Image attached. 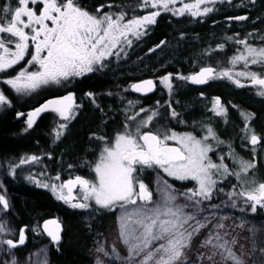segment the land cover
Returning <instances> with one entry per match:
<instances>
[{
  "label": "snow or ice",
  "instance_id": "6c2138e0",
  "mask_svg": "<svg viewBox=\"0 0 264 264\" xmlns=\"http://www.w3.org/2000/svg\"><path fill=\"white\" fill-rule=\"evenodd\" d=\"M177 2L142 0L141 7L157 10L126 20V12H102L105 5H100L95 12H89L78 0H0V73H7L30 57L26 66L15 76L0 82L10 86L17 94L30 95L42 86L61 85L74 78L102 71L107 67L109 58L126 54L133 39L139 40L146 35L148 27L156 23L162 12L203 17L212 13L217 3L228 0H195L194 3H183L181 0V7H173ZM249 2L254 4L255 0ZM228 19L243 21L248 16ZM254 35L249 33L248 37ZM248 37H228L242 46L229 60L231 68L202 66L199 71L189 75L166 73L157 78L160 85L172 92L174 78L196 85L227 79L237 87L251 85L257 88L256 95L264 97V46H253ZM261 40L264 41V36ZM164 43L161 41L156 47ZM224 47V44L217 45L218 49ZM238 64H242L243 68L235 71ZM28 66L36 70L30 71ZM251 66H258L259 70L253 71ZM241 78L247 80L248 84L243 83ZM156 87V81L145 79L130 84L128 90L148 94ZM85 95L94 102L93 93ZM156 103L159 105L160 102ZM128 104L132 105L133 102L128 101ZM166 104L171 109L170 115L178 117L179 113L171 108V104ZM0 105H10L3 91H0ZM78 107L74 94L68 93L47 100L33 111L17 115L27 116L24 129L27 131L33 128L36 118L42 113L51 111L67 122L75 118ZM212 111L217 115H224L227 111L218 97L213 101ZM141 113H145V116L137 119ZM159 115L158 109L141 107L135 115L126 116L122 130L111 139L106 136L94 137L103 141L98 161L94 164V180L76 175L59 184H40L34 177L30 179L41 187H50L57 194V199L73 209L87 210L97 206L120 211L118 239L125 246L126 254L121 256L115 248L106 250L103 246H97L96 251L100 255L95 258L94 264H108L104 258L111 261L119 259L123 264H247V257H254L257 250L264 255V247L258 249L255 240L251 252L246 251L244 245L235 248V234L228 228L243 227V222L228 226L222 222L227 217L215 216L214 209L219 205L205 203L213 199L215 192L224 191L218 187V178L226 180L234 176L241 180L242 186L237 190L236 185H232L233 191L228 192L229 198L233 199L232 207H236L234 198L242 197L252 213L258 207L264 208V182L242 179V174L247 177L250 170L256 168V149L261 146L264 137L255 134L245 124L243 131L247 134L243 139L251 145L253 160L244 161L233 156L239 171H232L223 163L224 156L217 163L209 155L213 152L209 140L217 139L210 126L206 129L207 135L200 138L163 126L149 127ZM244 118L250 120L252 115ZM66 127L67 123L58 125L55 130L57 140ZM39 159L36 155L22 158L13 170ZM145 168L158 169L174 180L193 182L194 186L178 190L167 180H161L153 191L138 179V171ZM55 179L59 181V175ZM77 188L79 192L74 194ZM10 207L6 196L0 194V212H8ZM205 212L208 214L204 215ZM214 219L215 223L212 222ZM43 230L53 242H60L62 229L57 219L45 221ZM25 233L26 227L17 231L8 226V221L0 220V237L18 236V239L0 238V251L6 257L0 258V264H19L15 250L25 245ZM197 238L200 243L193 250L192 244ZM43 254L44 250H41L40 255ZM36 264H40V261ZM44 264H47L46 260Z\"/></svg>",
  "mask_w": 264,
  "mask_h": 264
},
{
  "label": "trees",
  "instance_id": "16d2710c",
  "mask_svg": "<svg viewBox=\"0 0 264 264\" xmlns=\"http://www.w3.org/2000/svg\"><path fill=\"white\" fill-rule=\"evenodd\" d=\"M78 2L89 12H95L97 7L104 3L105 7L114 5L117 12H129L131 15L137 12L133 10V5L123 0H78ZM214 8L215 10L207 16L197 18L188 14L176 16L172 13H161L157 23L150 27L146 35L134 43L130 55L134 57L135 64L144 62L141 59L143 54L149 57L158 56L160 59L168 57V60H171L169 62H171L170 66L173 67V71L187 74L201 65L208 64L207 61L216 64L214 57L219 54H223V58H221L223 63L234 50L242 47L236 44L234 40H229L228 37L245 38L248 37L249 33H255L254 36L248 37L250 43L253 45L264 43L261 40V37L264 36V0H255L254 4L250 3L249 0H228V2L217 3ZM243 15L248 16V19L243 21L228 19ZM218 38H221L220 42H216ZM161 41H165V43L157 48L156 46ZM220 44H224L225 47L218 49L217 45ZM150 49H155V51H149ZM145 60H148L147 57ZM121 64L116 67L107 65L103 70L113 69L115 72L120 71V73L125 74V66L123 62ZM219 67H222V64ZM102 71L74 78L68 85H74L78 101H81V113L69 124L68 133L57 140V145L49 148L44 147V145L48 146L49 144L42 135L45 128L49 129L48 115H43L32 129L24 131L26 115L18 116L17 119L10 118L15 114L17 98L4 88L14 104L12 107L0 111V153L26 150L27 153L31 152L40 158V169L43 168L44 171L60 174L61 177L74 174L83 175L92 162H95V156L103 146V141L94 137L106 136L109 139L113 137L108 124L97 118L103 112V106L100 105L102 100L98 98V95H102L104 98L103 93L115 87L121 92L128 91L127 88L132 81L144 77L142 75H126L125 78H117L119 75L110 76ZM128 79L130 80L128 81ZM177 85L179 86H175L172 92L167 93L177 97L178 105L175 106V111L179 113V116L173 118L170 115L171 109L162 103L158 106L160 113L158 119L164 127L196 132L197 124H203L199 119V111L193 108L195 107L193 104L200 106L203 105L204 101L199 97L197 89L185 81ZM180 87L185 88L178 92ZM88 92L93 93L97 100L93 102L89 99L85 95ZM38 95L40 97L37 99L28 97V106H21V103L17 104L19 106L18 113H25L29 108L42 103L47 97L41 92H38ZM225 99L227 98L225 97ZM242 105L244 107L249 106L248 103ZM89 108L97 112L98 115L95 112L88 113ZM56 124V121L52 119V128ZM23 127L24 129L21 130ZM71 131L73 133L68 135ZM87 133H90L88 138H86ZM87 148L94 149V151L91 153L92 157L89 163L85 164L91 156L88 158L85 156ZM221 149L224 150L225 147L223 146ZM49 152L53 153L51 159L46 157ZM77 158L82 162L81 167L78 166L79 160L76 161ZM69 165L72 167L69 168ZM166 177L180 190L193 186L190 181L183 182ZM143 181L149 185L150 180L148 178L143 179ZM8 190L12 204L10 211L5 212L8 218H11L17 227L27 224L33 236L38 231L34 241L30 240L23 248L15 250L17 253L25 256L32 248L48 243V253L53 264H92L89 250L96 237H101V235L109 232L113 225L115 213L108 209L98 208L96 213L99 216L87 222L84 211L71 208L63 201L55 198L45 188L24 182L23 185L8 186ZM218 196L219 194L215 196V199ZM259 208L261 214H264V210ZM56 215L63 220L66 226L64 238L59 244L51 243L41 231L42 222ZM86 223L90 225L89 228Z\"/></svg>",
  "mask_w": 264,
  "mask_h": 264
},
{
  "label": "rangeland",
  "instance_id": "374dc122",
  "mask_svg": "<svg viewBox=\"0 0 264 264\" xmlns=\"http://www.w3.org/2000/svg\"><path fill=\"white\" fill-rule=\"evenodd\" d=\"M137 4H138V0L136 1ZM183 3H194L195 0H182ZM101 5H105L104 4H101ZM106 6V5H105ZM182 6V3H181V0H178L177 4L174 5L173 7H181ZM208 6H212V5H208ZM99 7V6H98ZM97 7V8H98ZM203 7V6H202ZM154 10H157V9H152L151 7H148V8H143L142 11H137L136 13H133L132 15L129 13V12H126L128 13V15H126L125 19H130L132 18L133 16H143L151 11H154ZM117 12L114 5L111 7H104L102 9V12ZM135 11V10H134ZM164 13V12H162ZM187 15V14H185ZM197 18V17H196ZM157 21H158V18H157ZM156 21V23H157ZM153 25H150L148 27V30L150 29V27H152ZM147 30V32H148ZM143 37V36H142ZM138 40H135L133 39V43H132V46L130 48H127L126 49V54H122L119 58H116V57H111L109 58V60L107 61V65H113V66H118V65H122V61L124 62H127L126 59H129L130 57V52L132 50V48L134 47V43L137 42ZM253 46H256V47H261V46H264V43L263 44H259V45H253ZM242 48V47H241ZM236 53V50H234V52H232V54H230L229 58L226 60L228 63H229V60L230 58ZM30 58V57H26L25 61H22L20 64L16 65L13 69H9L7 71V73H0V81H2L3 79H6V78H9V77H13L15 76L22 68H24L27 64V59ZM223 58V54H222V57ZM226 62V63H227ZM126 63H124V66H125ZM222 65L224 66V63H222ZM229 67L228 68H231V64L229 63L228 64ZM146 66V67H145ZM143 67H139L138 69L136 70H130L128 69L127 70V67L125 66V69L126 71H124V73H128L127 75L129 76H133V75H143V74H146V73H154L155 71H157V69L155 67H153V65L151 64H148V65H145ZM253 68L257 67L258 69V66H252ZM29 70L30 71H33V70H36L35 67L33 66H28ZM243 68V65L242 64H238L235 68V71H239V70H242ZM190 73V72H189ZM189 73L187 74H184V75H188ZM89 74H92V73H89ZM89 74H86V75H89ZM85 75V76H86ZM165 75V74H164ZM144 76V75H143ZM163 75H159L156 76V78L158 77H162ZM131 78V77H129ZM242 79V82L245 83L246 85L248 84V81L247 80H243ZM130 79H128L129 81ZM180 82H183L181 80H176L174 78L173 80V84H174V87L179 84ZM158 85H159V92L158 94H161V95H165V96H170V94H168L167 92H169L167 89H165L162 85H160L159 81H158ZM250 86V85H248ZM51 87V88H50ZM214 87H219V89H222L221 92L225 93V90L228 91L230 90V87H233V90H235V88H237V86L232 83L231 81L227 80L226 79V82L223 83V82H220L219 84H215ZM8 89L7 91L8 92H11L16 98H17V101L15 102V105L17 106L16 110H15V113L18 111V108L19 106L17 104L21 103V106H28V97H33V98H39L40 96L38 95V92L40 93H44V94H48V89H56V88H59V89H66V83H62L61 85H55V84H50V85H46V86H42L40 89H38L37 91L31 93L30 95H24V94H17L15 93L14 90H12L10 88V86L0 82V91H3L5 93V95L8 97L9 101H10V105H0V111L2 112L4 109H7V108H10L13 106L14 102L13 100L11 99V97L8 95V92L5 91V89ZM174 94V93H173ZM127 101V100H126ZM129 101H132L133 104L132 105H129L128 102L125 103L126 104V111L129 112V116H132V115H135L136 112L139 111V107H140V101L138 100H129ZM225 106V105H224ZM223 106V107H224ZM145 109H149L147 107H144ZM230 112H226V115L223 116V115H219L218 117L222 116L221 118H218L217 120L219 119H224ZM233 113V112H232ZM150 114V111L149 113ZM16 114H14L15 116ZM145 116V113H141L140 116H139V119L143 118ZM138 118V117H137ZM159 118V116H158ZM247 122L249 126H251V121L249 120H245L244 121V124H246ZM153 123H156L155 119L153 121ZM60 124V122L57 123V126ZM151 125H149L150 127ZM159 126H163L164 125L159 121L158 119V127ZM211 127L215 134H216V137L217 136H220L222 138V140H224V142L228 145H231L232 144L225 138V137H222L221 134H220V129L217 128L215 125L207 122V124L205 125V127H203L201 124H197L196 126V129L197 131L196 132H193V131H182V130H179V129H174V128H171V127H167V129H170L172 131H175L177 133H180V134H183V133H192L193 135L197 136L198 138L200 137H203L205 135H207V127ZM245 126H243L242 130H244ZM66 129L68 130L69 129V126L67 124V127ZM263 135V134H262ZM264 136V135H263ZM226 140V141H225ZM209 142L211 143L212 145V148H213V152L209 153V155L212 157L213 161L217 162V163H220V160L218 158H220L221 156H224V161L223 163L227 164L229 166V169L232 170V171H239V165H237L235 163V160L233 158V156H235V158L237 159H242L244 161H252L251 160V156H252V151L250 150L251 147L250 146H244L242 144V147L243 149L239 150L238 149V145L237 146H232L230 147L229 149H227V151L224 149H221L223 146L225 147V145H222V141L220 139H210ZM172 143H175V142H172ZM264 148V146L262 147V149ZM260 151V150H259ZM99 153L96 154L95 156V162H92L91 166L88 168V170L83 174V177L86 178V179H89V180H94L95 179V173L93 171L94 169V164L98 161V158H99ZM260 154H262V156H264V153L262 151H260ZM26 157H29V156H26ZM24 157V158H26ZM213 157H217V158H213ZM264 159V157H263ZM40 160H38L37 162H33V163H28V164H23L21 165V168L22 169H26V170H30L31 168L30 167H40ZM18 173L20 174H23L25 176V174L23 173V170L22 169H19V168H15ZM3 170L5 169H1L0 167V194H3L6 196V198H8V195L6 193V188L7 186L5 185V181L3 182L1 179H4L5 178V174H8V172L5 170L4 173L2 172ZM252 170H250L251 172ZM255 171L260 173L262 172L263 175H264V164L262 166H259L258 169L255 168ZM249 172V173H250ZM137 176H138V179L140 180H143L145 178H148L149 181V186L150 188L155 191V189L159 186V183L161 182V180H167V175L164 174L162 171L158 170V175L157 174H153L152 172L150 171H146V169L142 170V171H138L137 173ZM30 177H34L36 181H39L40 184H43V183H48V184H59L62 182V179L60 178L59 181H57L55 178L56 176L54 177H44L42 175H37L36 172L35 174L32 172ZM171 178V177H170ZM232 179H236V177L234 176H231ZM242 179H251L249 177V174L247 177H244L243 174H242ZM261 179V178H259ZM259 179L257 182H259ZM237 180V179H236ZM229 181H231V179H222V178H218V186L220 188H223L224 191L223 192H218V194L221 196V199L219 201L216 200H211V201H207L205 203H208V204H216V205H219L218 208L214 209L215 211V216L216 218H220V217H227L226 220H223L222 222L225 223L226 225L228 226H232V225H240L242 222H243V227H236V228H232V227H229L228 230L230 232H234L235 234V237H236V240H237V244L234 246L235 248H238L240 245H244L245 247V250L248 251V252H251L252 250V242L254 240V238L256 237L257 234H263L264 235V215L262 217V219H258L256 221V219H253L254 222L247 216V214L244 212V207H246V205L243 203V198L242 197H236L234 198V202L236 203V207L233 208L232 207V203H233V199H230L229 196H228V192L230 191H233V189H230L228 188V183ZM241 182V180H239ZM30 182H33L34 185L36 186H40V184L38 183H35L33 181V179H30ZM144 182V181H143ZM169 183V182H168ZM226 184L224 186H222L221 184ZM170 184V183H169ZM193 184V182H192ZM174 186V185H173ZM194 186V185H193ZM242 185H240L239 188H236L237 190H239L241 188ZM175 187V186H174ZM44 188V187H42ZM228 188V189H227ZM47 190H49L50 192H52L56 197H57V194L54 193L51 188H45ZM178 189V188H176ZM99 207L97 206H94L90 209H81L82 211H84L85 215L86 216H90V220L94 219L95 217H98L97 216V209ZM247 208V207H246ZM248 209L250 210V207H248ZM110 212H113L115 213V219L113 220V225L111 227V229L109 230V232H107L106 234H104L103 236H101L96 242H94V244L92 245V247L90 248L89 250V254L91 256V258L93 259V263L95 261V258L100 255L99 253H97L96 251V248L97 246H103L106 250H111L112 248H115L119 254L122 256L124 254H126V249H125V246L122 245V243L119 241L118 239V217L120 215V211L119 210H116V211H112V210H109ZM211 211V210H210ZM5 212H0V220H4L6 221L5 219ZM208 212H205L204 215H207ZM213 223L216 222V220L214 219L212 221ZM8 226L10 227V225L8 224ZM0 238H4V239H7V235L6 236H3V237H0ZM200 243V239L197 238L196 240H194L193 244H192V249L195 250V248L197 247V245ZM257 245V244H256ZM48 249H49V245L48 243H45V244H42L38 247H34L32 248L29 252H28V255L26 254L25 256H23L22 254L20 253H16L18 259H19V264H36V262L39 260L40 261V264H44V261L46 260L47 261V264H52L50 259H49V253H48ZM41 250H44V254L43 255H40L41 253ZM257 252H259L258 250L256 251V253L254 254V257L255 256H259L257 254ZM264 256V255H263ZM254 257H247V264H254ZM0 258H5L6 257L4 256V253L2 251H0ZM106 261H108V264H123V261L121 260H115V261H111V260H108V258H104ZM264 264V263H262Z\"/></svg>",
  "mask_w": 264,
  "mask_h": 264
},
{
  "label": "bare ground",
  "instance_id": "6f19581e",
  "mask_svg": "<svg viewBox=\"0 0 264 264\" xmlns=\"http://www.w3.org/2000/svg\"><path fill=\"white\" fill-rule=\"evenodd\" d=\"M123 1L129 3L130 5H133L137 0H123ZM220 41H221V38L216 39V42H220ZM146 57H147L148 60H145ZM221 57H222L221 54H219L216 57H214L216 64H213V67H215L217 69L223 68V65H222V67H219V65L222 64ZM199 58H200V56H199ZM141 59L144 60L143 63L135 64L134 57H132L130 55L129 59H126L127 62H124V61H122V62H123V64L126 63L125 66L128 69H130V70H136L139 67H143L145 65L151 64V65H153V67H155L157 69V76H158V74L159 75H164L166 73H173V74L179 73V72H175V71L172 70L173 67L170 66L171 62H169L171 60H168V57L166 59L165 58H163V59L161 58L160 59V58H158V56L149 57L148 55H144L143 54V55H141ZM207 63L211 64L208 61H207ZM199 67H201V66H199ZM251 68L252 69H257V67L253 68L252 66H251ZM257 70H259V68ZM105 73H108V75H110V76H114V75L118 76L119 75L117 78H119V77L125 78L126 75L128 74V73L127 74L126 73L125 74L120 73V71L119 72H115L113 69L106 70ZM191 74H193V73H191ZM153 78L155 79V77H153ZM156 82L158 84L157 80H156ZM219 83L220 82L214 83V85L212 87H214L215 84H219ZM188 84L195 85V84H191V83H188ZM68 85H69V82L66 83V89L65 90H74V85H71L69 87H68ZM184 88L185 87H180L178 92H180ZM128 89H129V87L127 88V90ZM176 89H177V87H176ZM210 89L215 91V90L219 89V87H214V88H210ZM60 90H64V89H60ZM109 90H107V92L103 93V95L105 96L104 98L102 97V95H100V96L98 95V98H100L102 100V104H100V105L103 106L102 107V111L103 112L101 113V115H98V113L93 111L91 108H89V110L87 112L88 113L95 112V114L98 115L97 118L101 122L107 123L108 127H110V130L113 133V136H114L115 133H117V132L122 130V125L126 122V116H129V112L126 111V104H125L126 100L129 99V98H133L134 100H138V101H142L143 99H146V101L148 102V104L150 106H155L157 104L156 103L157 101L160 102L159 105H161L162 103L167 105L166 102L170 103L172 109H175V106L178 105L177 97H175V96H165V95L158 94L159 88H157V91L154 94H148V95H143L141 93H136V92L131 91V90L122 91L121 92L118 89H116V87L115 88H110ZM231 90H232L231 88L228 91L225 90V95H226L228 100L235 102L234 100L237 99L236 98V94L233 92V90L232 91ZM51 91H54V89H51ZM197 93H198V90H197ZM127 97H129V98H127ZM242 99H243V101H245V102H242L243 104H246V103L249 104V106L246 107L247 109H245V110H243V111H241V112H239V113L234 115L235 110H233L234 109V108H232L233 106L232 107L224 106V108H226V110H227L226 112L229 111V112H233V113H231V115L229 113L224 119H219V120H217V117L219 115H217L216 112L212 111L213 107L209 108V103H207V101L203 102V105L201 104L200 106L194 103L193 105H195V107H193V108L197 109L199 111V119H201V122H209V123L215 125L217 128L220 129L219 131H220L221 136L225 137L232 144V146H237L238 145V147H241L243 149L242 144L244 146L248 145V142L243 139V137L247 133L242 130L243 126H245V124H244V121H245L244 117L245 116L257 114V121L253 123V121L250 119L251 126H249V127L255 132V134H259V136H261V137L264 135V102L256 101V100H253L251 98H247L245 96ZM96 100H97V98L94 95V101H96ZM201 100H203V99H201ZM35 108H33V110ZM80 108H82V106H80ZM28 112H30V111H28ZM17 113H18V111H17ZM26 113L27 112H25V114ZM10 118L17 119L16 116H11ZM26 119L27 118L24 119L25 123H26ZM137 119H139V117ZM12 122H14V120H12ZM153 125L158 127V125L156 123H153L150 127H153ZM23 126H25V125L23 124ZM57 128H58L57 124H56V126H53V128H52V119H49V129L45 128L44 133H42V135L47 139V142H48L49 145L48 146L44 145V147L49 148V147L57 145V139H56V135H55V130ZM23 129H24V127L21 130H23ZM68 131H69V129L68 130L65 129L63 131V135L60 138L64 137L68 133ZM72 133H73V131L69 132L68 135H71ZM89 134L90 133L86 134V138L89 137ZM75 137H77V134H75ZM217 138L220 139L222 141V145H225L228 149L230 147H232L231 145L226 144L224 142V140H222V138L220 136H217ZM169 143H172V142H169ZM248 146L251 147V145H248ZM263 146L264 145H261V146H258L257 148H259L260 151H264V148L262 149ZM93 151H94V149L87 148V150L85 152L86 153L85 156H87V158H88ZM31 155H34V154L31 153V152L27 153L26 150H21V151H17V152L16 151H14V152L11 151V152L0 153V167H1V169L3 168V169H5L8 172V174H5L4 173L5 170L2 171L5 174V178L1 179V180L3 182L5 181V185L7 186V188H6V193L8 195L7 199L9 200L11 206H12L11 198H10L11 195H10V192L8 190V186L23 185L24 182L27 183V184L34 185L33 182H30V175H31L32 172L34 174L36 172L37 175H42L44 177H48V176L53 177V176L59 175V177L62 179V182L68 177H73V176H76V175H80V176L82 175V174H74L72 176L61 177L60 174L47 172V171H44L43 168L40 169V167H35V166L30 167L31 169L29 171L26 170V169H22L21 166H20L19 169L23 170V173L25 174V176L23 174L18 173V171L16 169L13 170L15 164H18L20 159H22V158H24L26 156H31ZM46 157L51 159L53 157V153L49 152ZM91 157H92V155L87 159V162L85 164L89 163V161L91 160L90 159ZM78 160H79L78 166L81 167L82 166V162H81V160L79 158H77L76 161H78ZM249 177L251 179H254L257 182L259 178H261V179L264 178V175H263L262 172L258 173V172H256L254 170V171H251L249 173ZM227 179H229V180L231 179V181H229V183H228V186H227L228 188L233 189L232 185H236V188L240 187L241 182L239 180L232 179L231 176H229ZM261 179H259V182H260ZM168 182L170 184H172V182L170 180H168ZM175 188H177V187H175ZM178 190H180V189H178ZM51 194L55 198H57L52 192H51ZM217 194H218V192L214 193L213 200H216L215 196ZM220 199H221V196L219 195L217 197V201H219ZM244 208H245L244 212L247 214V216L250 219L252 218L251 220L253 222H254L253 219H256V221H257L258 219H262V217L264 215V214H261V212L259 211V210H261L259 207L257 208V211L255 213H252L251 210L248 209V207L247 208L244 207ZM10 209H11V207H10ZM262 209L264 210V208H262ZM115 218L116 217L113 216V219H115ZM5 219H6V221H8V224L10 225V227L13 228L14 230L18 231L20 228L26 227V233H25L26 234V245H27V243L30 240L32 242L34 241V237L37 236L38 231H36L35 232V236H33V234L29 231L27 224H22V225L17 227L13 223V220L11 218H8V215H6V214H5ZM51 219H57L62 224L63 234H64V232L66 230V226H65L63 220L58 215L49 217V218H47L46 220H44L42 222V230L41 231L44 234V236L49 241H51V243L57 244L56 242H53L51 240V238L49 236H47L46 232H44V230H43L44 222L47 221V220H51ZM85 219H86L87 222H89L90 216H86L85 215ZM86 224H87V227L89 228L90 225L88 223H86ZM103 235H101V236H103ZM7 237L8 238H16V239H18V236L13 237L11 235H7ZM63 238H64V235L62 236L61 241L63 240ZM99 238L100 237H96L95 242ZM254 240L256 241L258 249L261 248V247H264V235L263 234H257L256 237L254 238ZM20 248H23V247H20ZM20 248H18V249H20ZM257 254L259 256H255L254 257V264H262V263H264V256L260 252H257ZM49 259L51 261L50 255H49ZM91 262H92V264H94L92 258H91ZM51 263H52V261H51Z\"/></svg>",
  "mask_w": 264,
  "mask_h": 264
},
{
  "label": "flooded vegetation",
  "instance_id": "af4514ba",
  "mask_svg": "<svg viewBox=\"0 0 264 264\" xmlns=\"http://www.w3.org/2000/svg\"><path fill=\"white\" fill-rule=\"evenodd\" d=\"M137 2H135L134 4H133V7H134V9L133 10H137L138 12L139 11H142V9H143V7H141L140 5H141V3H142V0H138V4H136ZM227 61H224L223 63H224V66H223V68H228L229 67V63L227 62ZM213 66V64H204V65H201V67L202 66ZM200 68V67H199ZM199 68H197V70L199 69ZM110 70V69H109ZM196 69L195 70H192L189 74H191V73H194V72H196L197 71ZM253 71H258L257 69H252ZM106 70H103L102 72H105ZM152 75V76H151ZM143 76V75H142ZM155 76H157V71H155L154 73H146V74H144V77L143 78H140V79H144V78H147V77H155ZM140 79H137V80H140ZM156 79V78H155ZM74 79H72L70 82H69V84L73 81ZM137 80H134V81H132L130 84H132L133 82H135V81H137ZM157 81H158V79H156ZM217 82H226V79H219V80H211L208 84H206V85H191V86H193L194 88H196L197 90H198V94H199V96H200V98H202L203 100H204V102H206L207 101V103H209V108H211V107H213V101H214V99L215 98H219L220 99V101H221V105L222 106H230V107H232V108H234L233 110H235V113H234V115L235 114H237V113H239V112H241V111H243V110H245V109H247L246 107H244L242 104V102H245V101H243V97L245 96V97H247V98H251V99H253V100H256V101H261V102H264V97H261V96H258V95H256V91H257V88H255V87H253V86H246V87H237V88H235V90H233V87H230L232 90H233V92L236 94V100H235V102H233V101H230V100H228V99H225V97H226V95H225V93H220L221 92V90L222 89H217V90H215V91H213L212 89H210V88H214V87H212L213 85H214V83H217ZM69 87V86H68ZM51 88V87H50ZM231 90V91H232ZM223 91V90H222ZM48 94L46 93V95H47V97H46V99L42 102V103H40V104H38V105H36V106H34V107H31V108H29L26 112L28 113V111H31V110H33V108H35V107H39V106H41L42 104H44V103H46L47 102V100H49V99H53V98H58V97H61V96H64V95H67L68 93H73L74 94V96H75V101H76V104L79 106L77 109H76V115H75V118L74 119H72V120H70V121H67V122H64V121H62L61 119H60V117L56 114V113H53V112H51V111H47V112H45V113H42L39 117H37L36 118V123H37V121L43 116V115H48V118L49 119H53V120H55L56 121V123H58V122H60V123H67L68 124V126H69V124H71L76 118H78V116L80 115V113H81V108H80V106H81V101H78V96H77V93L75 92V90H60L59 88H56V89H54V91H51V89H48ZM52 92H57V93H52ZM201 93H203V95H201ZM158 95V94H157ZM227 98V97H226ZM133 98H129V99H127V101H126V103L129 101V100H132ZM141 103V105H140V107L139 108H141V107H147V108H149V110H151V109H158V105L156 104L155 106H150L149 104H148V102L146 101V99H143L142 101H140ZM233 102V103H232ZM210 113V112H209ZM231 113L232 112H230V115H231ZM18 113L16 112V118L18 117V115H17ZM226 115V113L223 115V116H225ZM221 117V116H220ZM220 117H217V119L218 118H220ZM25 118H27V116L25 117ZM251 120L253 121V123L254 122H256L257 121V114H254V115H252V118H251ZM155 121H156V124L158 125V116L155 118ZM250 121V120H249ZM35 123V124H36ZM247 123H249V122H247ZM34 124V125H35ZM202 126L203 127H205V125L207 124V122H202ZM113 134V133H112ZM258 136H259V134H257ZM262 137H264V136H262ZM261 145H264V140H262V142H261ZM227 147L225 146V150L227 151ZM238 149L239 150H241L242 148L241 147H238ZM263 153H264V151H262ZM263 157L264 156H262V154H260V151H259V148H257L256 149V154H255V162H256V169H258L259 168V166H262L263 164H264V159H263ZM213 158H217V157H213ZM219 159V158H218ZM220 160V159H219ZM251 160H253V154H252V156H251ZM146 169V171H150V172H152L153 174H157L158 175V169H148V168H145ZM255 169H253L252 171H254ZM82 177H83V175H81ZM235 179V178H234ZM260 182H264V178H262L261 180H260ZM78 192H79V189L77 188L76 190H75V192H74V194H78Z\"/></svg>",
  "mask_w": 264,
  "mask_h": 264
},
{
  "label": "water",
  "instance_id": "95a60500",
  "mask_svg": "<svg viewBox=\"0 0 264 264\" xmlns=\"http://www.w3.org/2000/svg\"><path fill=\"white\" fill-rule=\"evenodd\" d=\"M213 67V66H212ZM215 68V67H214ZM199 71V70H198ZM145 79H153L154 81H156L153 77H147V78H144V79H140V80H137V81H135V82H133V83H136V82H140V81H143V80H145ZM157 83V82H156ZM207 84V83H206ZM196 85V84H195ZM203 85H205V84H203ZM157 88H158V84H157V87H156V89L152 92V93H148V94H154L156 91H157ZM148 94H143V95H148ZM31 111H33V110H31ZM73 177H75V176H73ZM73 177H68V178H66L65 180H67V179H69V178H73ZM64 180V181H65ZM76 189H74V191H75ZM61 224V223H60ZM61 233H60V235H61V239H62V236H63V227H62V224H61ZM47 234V233H46ZM48 236V235H47ZM61 241V240H60ZM25 245H26V242H25ZM25 245H23V246H21V247H24ZM20 248V247H19Z\"/></svg>",
  "mask_w": 264,
  "mask_h": 264
}]
</instances>
